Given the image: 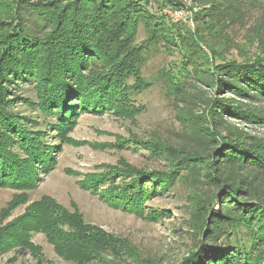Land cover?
Here are the masks:
<instances>
[{"label":"trees","instance_id":"obj_1","mask_svg":"<svg viewBox=\"0 0 264 264\" xmlns=\"http://www.w3.org/2000/svg\"><path fill=\"white\" fill-rule=\"evenodd\" d=\"M182 1L5 2L0 187L35 188L39 175L54 165L48 152L76 108L100 111L116 108L125 98L132 102L133 88L151 86L141 70L146 55L163 50L174 57L162 73L165 93L176 102L178 141L164 143L159 153L165 156L166 173L126 175L130 182L114 191V199L136 214L145 198L186 183L194 189L189 216L191 234L198 239L182 264H264V142L245 132L264 127V38L247 48L230 39L229 29L242 19L235 0H195L202 8L192 15V26L171 23L167 12ZM139 27L145 38L136 44ZM232 50L241 61L228 56ZM96 60L100 68L89 72ZM196 185H209L210 194L200 195ZM42 202L27 213L36 230L42 227ZM80 232L87 242L96 241L94 229L83 226ZM24 236L23 228L20 243Z\"/></svg>","mask_w":264,"mask_h":264},{"label":"rangeland","instance_id":"obj_2","mask_svg":"<svg viewBox=\"0 0 264 264\" xmlns=\"http://www.w3.org/2000/svg\"><path fill=\"white\" fill-rule=\"evenodd\" d=\"M235 1L242 19L229 29V37L247 48L255 38H264V0ZM5 2L0 0V18ZM182 4L167 16L171 23L192 26V15L202 7L195 0ZM144 38L139 27L135 43ZM167 54L153 50L146 55L141 70L151 86L133 88L132 102L125 98L116 108L100 111L76 108L74 117L63 123L62 137L48 152L54 165L47 174L39 175L35 188L0 187V264H182L197 246L198 236L191 234L188 199L194 189L188 184L145 198L136 214L114 199L119 188L130 182L126 175L161 176L167 172L165 156L159 153L164 152V143L170 146L178 141L180 131L174 95L166 94L163 85L167 76L162 71L174 60ZM228 56L242 60L236 50ZM99 64V60L90 64L89 72L100 68ZM129 85L134 87L135 82L130 80ZM202 110L200 106L196 114L201 115ZM245 132L264 142V127ZM148 147L151 149L146 150ZM196 187L200 195L210 194L209 185ZM41 200L42 227L36 230L31 226L33 216L27 217V213ZM154 209L162 211L152 215ZM83 226L94 229L96 241L89 243L79 236ZM23 228L27 236L20 243Z\"/></svg>","mask_w":264,"mask_h":264}]
</instances>
